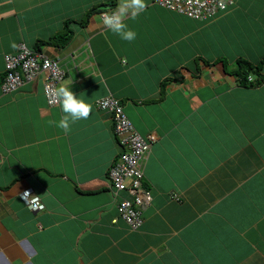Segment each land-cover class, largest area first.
Listing matches in <instances>:
<instances>
[{"label": "crops", "instance_id": "obj_1", "mask_svg": "<svg viewBox=\"0 0 264 264\" xmlns=\"http://www.w3.org/2000/svg\"><path fill=\"white\" fill-rule=\"evenodd\" d=\"M231 1L200 22L146 0L125 21L128 42L99 17L117 0H0V85L3 56L23 42L92 106L65 134L50 124L63 113L47 105L42 76L0 89V264H264V78L250 87L234 75L238 60L264 62V0ZM67 22L65 46L40 44ZM108 95L154 137L151 202L134 231L116 219L107 177L121 151L95 106ZM27 188L42 211L21 202Z\"/></svg>", "mask_w": 264, "mask_h": 264}, {"label": "built area", "instance_id": "obj_2", "mask_svg": "<svg viewBox=\"0 0 264 264\" xmlns=\"http://www.w3.org/2000/svg\"><path fill=\"white\" fill-rule=\"evenodd\" d=\"M151 1L161 8L200 22L213 19L232 5L231 0ZM102 13L104 12L99 14L100 18ZM3 61L4 74L0 85L3 94L13 93L24 83L42 76L43 94L47 105H59L51 95V91L60 86L65 74L57 60L50 59L20 42L16 52L5 54ZM95 106L99 111L111 115L113 135L121 149L107 172L112 197L118 199L116 219L121 220L127 229L134 231L141 226L142 211L151 202L150 190L143 183V165L154 137H142L127 118L119 101L111 95L97 100ZM25 192L31 194L30 190L23 193ZM123 193L125 196H120ZM25 200H30V197L25 196ZM23 202L25 203L24 200ZM25 205L31 209L28 204ZM39 205V210H43L40 201ZM116 219L112 222L115 223Z\"/></svg>", "mask_w": 264, "mask_h": 264}, {"label": "clouds", "instance_id": "obj_3", "mask_svg": "<svg viewBox=\"0 0 264 264\" xmlns=\"http://www.w3.org/2000/svg\"><path fill=\"white\" fill-rule=\"evenodd\" d=\"M146 7V0H117L115 8L102 13V24L106 30L118 35L122 40L132 42L136 38V33L127 27L125 21L127 19H136L142 12L146 10ZM13 47H15L14 44ZM51 95L53 96L54 100L60 104L63 116L59 122L50 121V124H54L59 129L63 130L65 134L70 133L71 124H74L81 119L89 118L92 112V106L85 103L82 99H78L77 96L67 87L62 86L53 89L51 91ZM26 190H30L32 195L28 192L23 193ZM25 196L30 197V200H25ZM39 197L40 196H36L30 188L23 190L19 195L21 202L24 205L25 203L28 204L32 210L26 205L25 207L33 212L42 211L39 210L41 207L39 205ZM22 199L25 201V203Z\"/></svg>", "mask_w": 264, "mask_h": 264}, {"label": "trees", "instance_id": "obj_4", "mask_svg": "<svg viewBox=\"0 0 264 264\" xmlns=\"http://www.w3.org/2000/svg\"><path fill=\"white\" fill-rule=\"evenodd\" d=\"M108 7H111V8L113 7L112 0H111V3L109 4ZM97 9H99V7L93 9L92 11H95ZM100 12H102V11H100ZM83 23H84L83 21H80L79 25H82ZM68 24H69V22L64 24V28H65L64 33L53 36L45 42H40V44L54 45L57 47L65 46L68 43V41L70 40L71 34H72L71 30L68 28ZM31 49L40 52L38 50L39 47L35 46V47H32ZM3 64H4V61H3ZM263 65H264V62H262V61H260L257 64H251L250 62L245 61V60H238L237 61V70H235L234 75L238 78L239 84H241L243 86H250V87L258 86L263 82V78H264L263 74L261 73ZM100 99H102V98H100ZM112 130H113V128H112ZM116 143H117V140H116ZM110 166H109V168H110Z\"/></svg>", "mask_w": 264, "mask_h": 264}]
</instances>
